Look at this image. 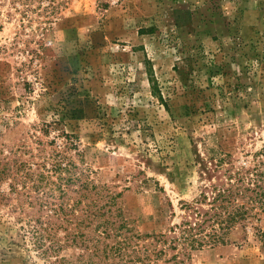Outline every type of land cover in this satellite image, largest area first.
<instances>
[{
    "label": "rangeland",
    "instance_id": "rangeland-1",
    "mask_svg": "<svg viewBox=\"0 0 264 264\" xmlns=\"http://www.w3.org/2000/svg\"><path fill=\"white\" fill-rule=\"evenodd\" d=\"M254 168L264 175V0H0V264L53 260L39 221L73 253L61 225L85 209L89 233L125 219L171 236L201 189ZM165 252L264 264L252 237Z\"/></svg>",
    "mask_w": 264,
    "mask_h": 264
},
{
    "label": "trees",
    "instance_id": "trees-1",
    "mask_svg": "<svg viewBox=\"0 0 264 264\" xmlns=\"http://www.w3.org/2000/svg\"><path fill=\"white\" fill-rule=\"evenodd\" d=\"M158 98L162 99L160 93ZM225 180L201 189L192 201L183 204V218L169 228L171 236L163 232L132 231L125 219L119 223L101 220L89 233L87 226L93 222L96 213L85 209V216L69 228L61 225L65 230L62 237L74 248L73 253L58 255L61 246L56 233L58 225L52 227L53 224L43 221L32 230L36 246L42 247L48 240L41 252L53 256L49 264H149L150 261L154 264H185L177 254L163 259L165 246L238 245L247 242L249 237L264 247V175L254 168L247 174L228 173ZM73 207L74 203L70 210ZM70 214L64 219L66 224L71 223Z\"/></svg>",
    "mask_w": 264,
    "mask_h": 264
}]
</instances>
